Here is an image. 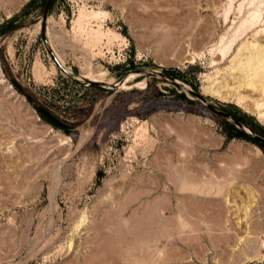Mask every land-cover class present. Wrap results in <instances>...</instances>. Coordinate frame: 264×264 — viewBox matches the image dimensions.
I'll list each match as a JSON object with an SVG mask.
<instances>
[{
    "label": "rangeland",
    "instance_id": "374dc122",
    "mask_svg": "<svg viewBox=\"0 0 264 264\" xmlns=\"http://www.w3.org/2000/svg\"><path fill=\"white\" fill-rule=\"evenodd\" d=\"M46 3L0 0V264H264V146L150 75L264 127V0H55L75 79Z\"/></svg>",
    "mask_w": 264,
    "mask_h": 264
},
{
    "label": "water",
    "instance_id": "95a60500",
    "mask_svg": "<svg viewBox=\"0 0 264 264\" xmlns=\"http://www.w3.org/2000/svg\"><path fill=\"white\" fill-rule=\"evenodd\" d=\"M54 1L55 0H47V3H46L45 8H44V16H43L42 27H41L42 42H43L45 48L47 49L48 53L50 54V56L54 60L58 69L67 77L75 79L76 75H74L72 72L67 70L65 68V66L61 63V61L58 59L55 52L53 51L51 45L49 44V40L47 37V22H48L49 13L52 9ZM150 75L151 76L160 75L162 77L168 78L169 80H171L174 83V85H176L177 87H180L182 90L186 91L187 93L191 94L193 97L200 100L214 114L224 118L228 122L234 124L238 129L242 130L243 132H245L246 134H248L252 138H254L257 141L264 144V137L255 133L251 128L246 127L243 123L238 121L236 118H234L229 113H227L225 111L218 110L203 95H201V94L195 92L194 90H192L191 88L183 85L182 83L177 81L174 77L167 75V74H163V73H155V74L150 73ZM86 87H99V88L106 89V90H115V89H117L118 86L112 85L110 83H105V82L88 81V85H86Z\"/></svg>",
    "mask_w": 264,
    "mask_h": 264
},
{
    "label": "trees",
    "instance_id": "16d2710c",
    "mask_svg": "<svg viewBox=\"0 0 264 264\" xmlns=\"http://www.w3.org/2000/svg\"><path fill=\"white\" fill-rule=\"evenodd\" d=\"M34 5V2L31 4L23 11V14L26 13V10L30 9L31 6ZM16 17L13 18L12 20L8 21L5 25H3L2 27H0V30L2 28L7 27L10 28V30H14L15 27H13V24L16 21ZM134 68V67H133ZM174 77V75H173ZM96 89H100V90H104L102 88L97 87ZM174 93H176L175 91H173ZM177 94V93H176ZM178 97L182 98L183 100L190 102L186 95L184 93L181 94H177ZM234 112H230L227 111V113H229L230 115H232L234 118H236L238 121H240L241 123H243L244 125L248 126L249 128H251L255 133L264 136V127H262L259 123L256 122L255 118L245 114V113H241V111L238 109V107H234ZM38 111L39 114L41 115V117L49 122L51 125H53L55 128L64 130L65 132H70V128L67 127V125H65L64 123H62L61 121H59L50 111H48L47 109L43 108V107H38ZM226 112V111H225ZM230 127L229 132L231 137H239V138H244L250 141H253L261 146H264L263 143L257 141L256 139L252 138L251 136H249L248 134H246L245 132L241 131L240 129H238L234 124L226 121Z\"/></svg>",
    "mask_w": 264,
    "mask_h": 264
},
{
    "label": "bare ground",
    "instance_id": "6f19581e",
    "mask_svg": "<svg viewBox=\"0 0 264 264\" xmlns=\"http://www.w3.org/2000/svg\"><path fill=\"white\" fill-rule=\"evenodd\" d=\"M250 53H251L252 58H250V60L247 61L245 65L246 67L245 70L247 72H253L257 70L258 67H261V66L264 67V48L253 47L250 49ZM94 81H98V80H94ZM121 86H125V84L123 85V83H121Z\"/></svg>",
    "mask_w": 264,
    "mask_h": 264
}]
</instances>
